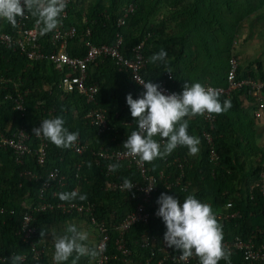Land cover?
Returning a JSON list of instances; mask_svg holds the SVG:
<instances>
[{
  "label": "trees",
  "instance_id": "16d2710c",
  "mask_svg": "<svg viewBox=\"0 0 264 264\" xmlns=\"http://www.w3.org/2000/svg\"><path fill=\"white\" fill-rule=\"evenodd\" d=\"M162 1H169L172 9L168 15L157 19L155 16ZM259 1L264 2L70 0L64 27H75L77 34L68 42L67 50L72 56L83 57L86 53L85 38L100 45L113 44L121 36L123 51L127 55H131L133 46L144 43L143 50L147 62L141 70V75L146 82L158 84L167 78V70H171L174 78L169 85L180 94L185 82L200 83L203 86H227L228 60L234 56H230V53L241 16L248 12L249 7L256 10ZM131 5L134 6V11L128 15L123 25H119L118 18ZM222 6L233 14L232 22L225 16ZM37 19L30 14L27 26H32ZM172 21L177 25H170ZM88 29L91 35L86 37ZM0 31L14 33L15 27L0 19ZM52 33L53 31L40 36L47 51L54 48L51 42ZM161 49L168 54L166 61L151 63L150 57ZM199 51L204 52L205 60L209 62L200 59ZM224 54L230 57L225 63L221 57ZM190 66L194 69H190ZM62 75L63 72L57 70L52 61H31L20 50L0 43V77L4 79L0 83V129L7 135H12L21 128L26 129L31 135L28 142L32 148V153L24 156L23 161H19L13 148L0 146V207L5 208V212L0 213V256L6 257L9 264H12L10 257L13 254L25 257L21 264L34 263L31 244L24 242L18 234L25 205L61 201L59 195L53 196L56 189L54 184L46 188L42 196L40 194L48 180L49 171L59 167L61 174L67 177V185L60 193L77 191L86 195L87 199L75 201L92 203L94 208L90 212L63 213L55 209L37 213L34 221L36 232L32 242L44 249L40 259L36 260L38 264H55L54 244L48 240L44 241L47 234L43 238L40 235L43 229L50 231L53 225L58 228V232L66 222H73L75 219L94 226L97 233L95 244H91L89 240L85 243L90 248L96 247L98 230L93 217L96 221L105 220L109 226L111 240L107 248L111 264H157L165 253L159 250V246L161 236L167 230L159 217L148 224L138 223L126 233L124 247L127 251L120 250L116 244L118 232L114 225L134 210L136 202L131 197L133 193L122 191L118 187L107 188V184L119 183L124 178L139 179V172L135 168H128L124 162L116 161L114 164L120 167L108 173L107 161L95 154L102 146L110 150L124 149L122 145L127 136L137 128L126 97L131 93L133 99H138L145 89L132 78L129 70L120 69L109 57L98 58L88 66L87 85H99L94 105H89L85 94L78 89L65 90L60 82ZM238 78H264L262 62H258L257 70L248 72L243 71L239 65ZM8 92L14 96L8 97ZM18 92L26 93L24 109L16 108L15 99ZM246 93V89H239L233 91L230 96L219 94L220 102L231 100L232 107L226 113L214 114L213 120H205L203 116L191 117L188 120V134L200 141L199 154L197 157L190 156L186 147L178 146L169 158L173 160L174 157L180 156L187 161L183 179L190 180L192 186L187 191L178 185L167 189L164 181L158 180V190L153 195L149 209L158 210L156 201L162 192L173 195L181 203L188 195H194L202 203L211 206L217 222L222 226L224 239L232 240L240 236L244 239L254 238L260 244L264 243V195L258 190L251 194L250 184L257 179L260 171L264 170L263 152L256 145L254 118L243 109L242 96ZM91 107L103 108L106 111L109 126L102 134L87 115ZM58 116L63 118L64 126L70 132H79L76 142L86 145L83 154H79L74 145L69 149H60L32 133L33 127H39L44 119ZM205 131L213 136L214 149L218 154L216 160L210 157V147L203 136ZM42 139L48 144L47 160L43 166L38 163L34 152ZM154 139L160 138L157 136ZM79 163L82 164L80 170L77 169ZM147 164L154 174H158L166 166L164 158H157ZM27 172L35 173L37 177ZM169 172L174 173V178L178 167L170 166ZM236 212L238 215L234 217L227 216ZM148 235H154L157 240L150 245H142L143 239ZM169 252L180 254L171 248ZM73 258L74 256L70 257L63 264H72ZM96 259L97 257H81L77 264H96ZM230 259L231 264H247L240 250L231 251ZM196 261H199L198 257ZM0 264L3 263L0 261ZM167 264L178 263L168 261ZM219 264L226 262L221 260ZM251 264L264 262L252 261Z\"/></svg>",
  "mask_w": 264,
  "mask_h": 264
},
{
  "label": "built area",
  "instance_id": "2783aa9c",
  "mask_svg": "<svg viewBox=\"0 0 264 264\" xmlns=\"http://www.w3.org/2000/svg\"><path fill=\"white\" fill-rule=\"evenodd\" d=\"M69 2L66 0V8L60 17V23L57 28L53 30L51 42L54 48L51 51H47L45 45L40 40V27L37 22L33 23L32 26H27V21L30 20V13L26 12L24 17H17V24L15 26V32L9 33L7 31H0V43H3L9 47L20 50L27 58L31 61H41L48 59L52 61L56 69L63 72L61 78V86L67 91H73L78 89L80 92L84 93L86 96V102L89 105L95 104V97L99 91V85L97 83H91L87 85L88 81V66L92 62H95L98 58H112L120 69H127L130 71L132 78L137 82H146L141 75V70L145 63L147 62L146 55L144 53V43L141 42L136 44L131 49V55H127L124 50L123 38L120 36L118 40L113 44H95L91 40L85 38L84 45L86 47V53L83 57L72 56L67 50L68 42L75 37L77 34L75 27H64V19L69 14ZM134 11V6H129L118 19V24L123 25L126 21L128 15ZM91 32L88 29L86 32V37L90 36ZM238 68L239 62L236 56H232L229 60V71L227 73V86H214V85H204L205 88H212L216 90L219 94L231 95L235 90L247 89L248 95H250L255 101H258L259 108L256 114H260V110L264 109L263 102V91H264V78H238ZM166 79L158 83L161 85L160 90L165 95H171L172 93L180 94L174 91L169 82L174 78L173 73H165ZM4 81L0 77V83ZM137 82V83H138ZM141 85L140 83H138ZM143 87V85H141ZM144 88V87H143ZM17 91V89H16ZM8 97H12L10 92H8ZM26 94V93H25ZM25 94L18 92L17 98L15 99V105L17 109H24ZM93 107V106H92ZM90 108L87 115L91 118L92 124L97 127L99 133H104L108 128V118L106 111L103 108L97 109ZM205 120L215 119L214 114H205ZM42 121V120H41ZM204 137L208 144L210 145V157L212 160L218 159V154L214 149V141L211 133L204 132ZM31 135L26 129L21 128L16 133L12 135L5 134L0 129V146L11 147L14 149V153L19 161H23V157L32 153V148L29 144V139ZM160 142V141H158ZM75 150L79 154H83L86 150V145L81 142H75L73 144ZM47 147L48 144L45 140H41L37 149L34 150L37 161L41 166H43L47 160ZM126 149L110 150L107 147H100L95 154L105 161H107L108 166L114 164V162H124L128 168H135L139 172L140 178L131 180L134 183V188L130 192L132 194V199L135 200V208L133 211L129 212L126 217L118 221L115 226L118 232V238L116 244L118 248L123 251H127L124 247V239L126 233L136 224L144 223L148 224L150 221L157 217L156 211L149 209V204L152 202L153 195L158 190V180L164 181V186L167 189H172L174 186H180L184 190H188L192 184L190 180L185 181V170L187 161L182 159L180 156H176L171 160L169 156L164 158L166 166L158 174L151 172V167L147 162L141 164L139 163V158H132L125 155ZM176 165L178 167V173L169 172V167ZM82 164H78V170H80ZM27 174L37 177L35 173L27 172ZM77 176H80L77 174ZM51 177V178H50ZM173 179V180H170ZM56 186L53 192V196H58L60 191L67 185V177L61 174L59 167L51 169L48 173V180L44 183L43 188L40 191L41 196L45 193L46 188H50L52 185ZM123 184V180L119 183H109L107 188H120ZM147 187H152L150 192H146ZM78 190V189H76ZM259 191L264 195V170L260 171L258 178L250 184V193L255 194ZM125 191V190H122ZM181 203V202H180ZM182 204V203H181ZM231 204L229 203V206ZM25 211L23 213V219L21 228L19 230V236L24 242L31 244L34 263L38 264L37 261L40 259V255L43 252V248L32 242V237L36 232V226L34 225L35 215L47 210H61L63 213H73V212H84L93 211L94 204L83 203L77 201H44L39 203H26ZM5 212L4 207H0V213ZM238 212L227 216H236ZM93 222L96 223L98 230V239L96 247L103 245V251L96 259V264H111V256L108 254L109 242L111 240L110 229L105 220L96 221L95 217L92 218ZM157 238L154 235H148L143 239L142 245H150ZM224 248L230 251L240 250L244 254V259L247 264H251L252 261H263L264 262V243H257L254 238L244 239L240 236L232 240H223ZM164 243V235L161 236V244L159 250L165 252L164 256L157 261V264H167L168 261L173 263L181 264H200V261H196V256L193 255L188 260L184 261L180 259V254H172ZM245 257H248L247 259ZM25 257H23V260ZM37 260V261H36ZM0 261L3 264H9L7 258L0 256Z\"/></svg>",
  "mask_w": 264,
  "mask_h": 264
},
{
  "label": "clouds",
  "instance_id": "9594fccd",
  "mask_svg": "<svg viewBox=\"0 0 264 264\" xmlns=\"http://www.w3.org/2000/svg\"><path fill=\"white\" fill-rule=\"evenodd\" d=\"M66 6V0H0V19L15 27L17 17L22 18L28 12L38 18L37 24L42 25L40 34L44 35L57 28ZM167 55L161 49L150 57V62H165ZM167 72L172 73L171 70ZM138 83L145 89L141 97L133 99L131 93L126 97L137 128L127 136L122 147L126 149L125 155L138 157L141 164L166 158L178 146L186 147L190 156L196 155L200 141L188 134L189 125L185 117L222 114L232 107L231 100L221 103L216 90L205 88L200 83L185 82L181 94L171 95L163 94L161 85L151 81ZM64 124L65 121L59 116L44 119L39 127H33L32 133L37 138L43 137L50 141L57 148L69 149L77 141L79 132H70ZM157 136L160 142L154 139ZM119 167L118 164L108 166L113 172ZM133 188L134 183L124 178L121 190L131 192ZM151 190L152 187L146 188V192ZM59 199L84 201L87 196L71 191L59 193ZM156 202L159 205L156 215L167 229L164 243L168 248L180 252L181 260L186 261L195 255L200 264H219L221 260L231 264V251L224 248L222 226L217 222L210 205L202 203L194 195H188L181 204L179 199L166 192H162ZM66 233L63 236L52 233L55 264H63L73 256L72 264H77L81 257L95 259L103 251V245L90 248L85 243L89 239L88 234L78 230L75 224L68 225ZM46 234L45 229L40 233L42 238ZM10 259L12 264H21L23 261V257L18 254H13Z\"/></svg>",
  "mask_w": 264,
  "mask_h": 264
},
{
  "label": "rangeland",
  "instance_id": "374dc122",
  "mask_svg": "<svg viewBox=\"0 0 264 264\" xmlns=\"http://www.w3.org/2000/svg\"><path fill=\"white\" fill-rule=\"evenodd\" d=\"M237 1L242 2L243 0H237ZM259 3L261 5H264V2H262V1H259ZM235 6H237V5L235 4ZM221 8L223 9L224 14L228 18V20L230 19V22H232L234 20V18L231 17V16H233V14L226 11L223 6ZM171 9H172V7L170 6L169 1H162V4L159 5L158 13L155 17L157 19H159L163 15L164 16L166 14L168 15L170 13ZM255 12H256V10H254L253 7H249L248 12L244 13L243 16H241L242 18H241V21L239 22V25L237 27L236 35H235L234 41H233V49L230 53V56L234 55L237 57L239 65L242 66L243 71H247V72H248V70L254 71V66L252 65L251 61H253V63H254V61H255V59H257V55L259 53L256 51L257 46L255 45V43H253V41L259 39L261 37V34H264V30H263L264 19L255 21V19H254ZM170 25L176 26L177 23L175 21H172V23H170ZM258 25L260 27H258ZM255 47H256V49H255ZM194 48L196 49V46ZM199 53H200V57H201L200 59L202 61H204L205 60L204 52L199 51ZM221 57H222L223 63H225L226 60H228L230 58V57L228 58V56H226V54H224ZM262 59H263V57H262ZM205 62H209V61L205 60ZM70 224H75L77 226L78 230L86 232L88 234V237H89L88 240L90 242H94V230H93V228H91L89 226L90 224L85 223L80 219H75V220H73V222L70 221L68 223H65L63 225L61 231H60L62 235L67 234L66 233V227ZM51 229L55 230L56 232L58 230V228L55 227L54 225H53V227H51Z\"/></svg>",
  "mask_w": 264,
  "mask_h": 264
},
{
  "label": "crops",
  "instance_id": "0c3cea01",
  "mask_svg": "<svg viewBox=\"0 0 264 264\" xmlns=\"http://www.w3.org/2000/svg\"><path fill=\"white\" fill-rule=\"evenodd\" d=\"M72 1L75 2L76 0H72ZM73 18H74V16H73ZM77 19H78V17H77ZM254 19H255V21L264 19V5L259 4V6L257 7L256 12H255ZM74 21L77 22V20L75 18H74ZM259 25H258V27H260ZM263 30H264V27H263ZM253 43H255V45L257 46L256 51L259 52L257 55V59H255L254 63H253V61H251L252 65L254 66V71H255V70H257L258 62H262V65L264 68V60H263L264 59V34H261V37L255 41H253ZM255 49H256V47H255ZM262 57H263V59H262ZM189 68L194 69V67H191V66ZM202 81H204V80H202ZM228 96H230V95H228ZM263 98H264V95H263ZM242 101H243V109H244L245 113L254 118V121H255V128L254 129L256 131L255 141H256L257 147L263 152V164H264V109L260 110V114L257 115L256 111L259 108L258 101L253 100V98L250 95H248V93H246V95L242 96ZM263 102H264V99H263ZM190 118L191 117H185V119H187V120H189ZM206 132H208V131H206ZM208 133H210V132H208ZM203 136H204V133H203ZM92 140H90V141H92ZM156 140L160 141V139H156ZM207 144H208V142H207ZM209 147H210V145H209ZM198 149L200 150V146L198 147ZM198 154L199 153L194 155V157H197ZM191 186H192V184L190 185L189 189L191 188ZM182 190H184V189L182 188ZM184 191H187V190H184ZM66 223H68V222H66ZM89 226L91 228H93V230H94V242H90V241L89 242L91 244H93V243L95 244L96 237H97L96 229L92 225H89ZM52 233H55L56 236H63L61 234V232H58V231L56 232L55 230L50 229V231H47V235L44 238V241L48 240L49 242L54 244V239H53Z\"/></svg>",
  "mask_w": 264,
  "mask_h": 264
}]
</instances>
